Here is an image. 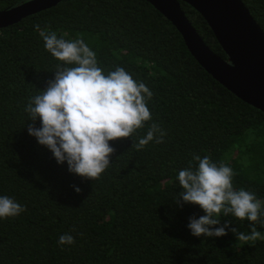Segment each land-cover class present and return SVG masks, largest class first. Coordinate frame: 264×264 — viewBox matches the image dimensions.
I'll return each mask as SVG.
<instances>
[{
  "label": "trees",
  "instance_id": "16d2710c",
  "mask_svg": "<svg viewBox=\"0 0 264 264\" xmlns=\"http://www.w3.org/2000/svg\"><path fill=\"white\" fill-rule=\"evenodd\" d=\"M25 1L0 0V10ZM242 1L264 31V0ZM180 5L207 45L226 59L200 13ZM37 24L65 39L81 36L105 74L123 67L154 94L152 121L109 142L110 166L98 180L70 173L28 134V99L67 66L45 50ZM152 122L165 131L164 142L137 150ZM193 153L230 166L233 187L264 201V112L209 75L148 1L62 0L0 29V196L26 207L0 219V264H264V240L241 243L230 231L250 233L246 219L221 215L215 227L228 224L222 237L191 234L190 218L204 212L181 200L177 176ZM262 222L264 215L255 226L264 235ZM65 233L75 243L58 244Z\"/></svg>",
  "mask_w": 264,
  "mask_h": 264
},
{
  "label": "clouds",
  "instance_id": "9594fccd",
  "mask_svg": "<svg viewBox=\"0 0 264 264\" xmlns=\"http://www.w3.org/2000/svg\"><path fill=\"white\" fill-rule=\"evenodd\" d=\"M35 28L45 50L67 66L56 72L54 80L49 81L42 93L28 99L24 111L33 121L27 126L28 134L52 153L57 164L66 163L70 173L98 180L110 166L114 148L109 142L129 137L152 121L148 103L154 94L123 67L116 66L105 74L96 52L81 36L65 39L55 31L41 30L38 24ZM57 68L61 69V65L57 64ZM165 135L161 126L152 122L134 147L141 150L153 141L161 144ZM193 161L197 162L195 168ZM234 175L236 173L227 164L218 165L210 156L201 157L195 153L189 166L179 170L177 180L183 189L179 193L181 200L199 206L204 212L199 218H190L187 227L193 236L227 235V223L215 226L221 223V215L231 214L251 224L248 234L237 228L230 229L237 241L246 244L264 240L255 226L264 215V201L253 192L235 189ZM73 187L77 193L81 192L79 187ZM24 211L26 207L14 198L0 196V219L16 217ZM73 243L74 237L67 233L58 240L60 245Z\"/></svg>",
  "mask_w": 264,
  "mask_h": 264
},
{
  "label": "water",
  "instance_id": "95a60500",
  "mask_svg": "<svg viewBox=\"0 0 264 264\" xmlns=\"http://www.w3.org/2000/svg\"><path fill=\"white\" fill-rule=\"evenodd\" d=\"M62 0H27L0 10V29L58 5ZM180 33L197 63L247 104L264 112V31L242 0H146ZM193 7L212 30L226 59L215 53L185 15Z\"/></svg>",
  "mask_w": 264,
  "mask_h": 264
}]
</instances>
